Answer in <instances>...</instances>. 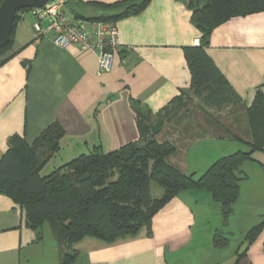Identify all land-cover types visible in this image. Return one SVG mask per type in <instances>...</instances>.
<instances>
[{
	"label": "crops",
	"instance_id": "obj_1",
	"mask_svg": "<svg viewBox=\"0 0 264 264\" xmlns=\"http://www.w3.org/2000/svg\"><path fill=\"white\" fill-rule=\"evenodd\" d=\"M117 1L68 0L63 10L91 32L92 21L75 16L100 14L93 2ZM188 3L149 0L113 21L119 45L104 72L96 51L53 44L47 21L42 26L48 31L35 39L30 8L17 11L12 43L0 54V157L10 139L21 137L30 146L54 123L63 131L56 155L63 162L93 145L111 151L139 140L135 106L155 121L180 101L184 107L154 136L174 146L166 161L180 172L200 175L216 158L249 146L246 107L257 88L264 96V11L232 17L212 30L205 52L241 99L213 109L191 87L185 48L197 45L201 33ZM258 213L246 216L235 206L223 223L220 204L207 191H181L154 214L151 235L142 228L111 243L86 236L74 245L75 264H264V226L238 248L213 244L216 232L226 236L225 227L237 225L245 231L264 211ZM43 242L25 225V210L0 194V264H58L56 243ZM41 251L48 253L45 261Z\"/></svg>",
	"mask_w": 264,
	"mask_h": 264
},
{
	"label": "trees",
	"instance_id": "obj_2",
	"mask_svg": "<svg viewBox=\"0 0 264 264\" xmlns=\"http://www.w3.org/2000/svg\"><path fill=\"white\" fill-rule=\"evenodd\" d=\"M148 1L93 2L100 7V14L75 17L115 21L137 13ZM198 1L188 3L191 20L201 33L197 45L185 48L191 87L203 103L220 109L241 99L204 48L216 26L235 16L263 12L264 0H202V5ZM17 18L16 12L9 40L0 48V54L12 43ZM182 107L183 103L177 102L151 121L145 110L135 106L138 141L107 152L93 145L46 172L42 169L61 147L62 129L55 123L50 125L30 146L23 138L14 137L0 157V194L25 210V225L34 231L37 240L42 238L43 223L48 222L58 248V264H75L79 251L74 245L86 236L111 243L135 236L142 228L151 235L154 214L181 191H207L220 204L222 222L226 223L238 197L240 182L246 178L242 163L245 160L261 163L257 155L264 153L263 93L257 88L246 107L253 137L249 148L216 158L197 177L168 164L166 157L174 152V146L158 143L154 137ZM152 182L161 188L157 197L152 195ZM263 226L264 214L248 229L245 240L250 243ZM228 242V237L220 232L213 235L217 247ZM244 252L245 249L238 253L236 261Z\"/></svg>",
	"mask_w": 264,
	"mask_h": 264
},
{
	"label": "built area",
	"instance_id": "obj_3",
	"mask_svg": "<svg viewBox=\"0 0 264 264\" xmlns=\"http://www.w3.org/2000/svg\"><path fill=\"white\" fill-rule=\"evenodd\" d=\"M67 1L48 0L42 7L30 8V12L35 18L33 23L34 38H39L48 31L42 26V23L47 21L49 29L53 33V44L65 46L74 43L82 50L96 51L98 71H108L111 66L112 50L119 45L115 23L111 20L92 21V30L89 32L81 24L66 17L63 7Z\"/></svg>",
	"mask_w": 264,
	"mask_h": 264
},
{
	"label": "rangeland",
	"instance_id": "obj_4",
	"mask_svg": "<svg viewBox=\"0 0 264 264\" xmlns=\"http://www.w3.org/2000/svg\"><path fill=\"white\" fill-rule=\"evenodd\" d=\"M248 148V145H244V147H239V149L241 150H247ZM62 162L63 161L60 160L58 156H54L47 162L46 166L42 169V172L49 171L54 166H57ZM241 169L246 174V178L243 179V181H241L240 183L238 197L235 203L233 204V208L236 206V208H238L239 210L246 211V216H253L255 215V213H261L262 211H264V158L261 159V163H251L250 161L245 160L241 165ZM197 176L199 175H196V177ZM151 185L153 195L155 197L159 196V194L161 193V188L154 182H152ZM255 224L256 222L252 223L251 226ZM247 230L242 231L241 226L238 227V225L231 229L229 227H225V231L227 232L225 234L229 239L228 243L230 247L238 248L239 243L245 241V235L247 233ZM42 234L44 237V241L47 245L48 241H51V243H56L53 235L51 234L48 222L43 223ZM38 255L40 260L42 261H45V258L48 257V253L45 251H41Z\"/></svg>",
	"mask_w": 264,
	"mask_h": 264
},
{
	"label": "water",
	"instance_id": "obj_5",
	"mask_svg": "<svg viewBox=\"0 0 264 264\" xmlns=\"http://www.w3.org/2000/svg\"><path fill=\"white\" fill-rule=\"evenodd\" d=\"M48 0H2L0 3V48L9 40L17 11L24 8L42 7Z\"/></svg>",
	"mask_w": 264,
	"mask_h": 264
}]
</instances>
